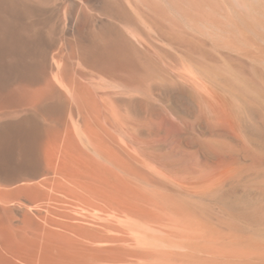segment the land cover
Here are the masks:
<instances>
[{
	"label": "rangeland",
	"instance_id": "rangeland-1",
	"mask_svg": "<svg viewBox=\"0 0 264 264\" xmlns=\"http://www.w3.org/2000/svg\"><path fill=\"white\" fill-rule=\"evenodd\" d=\"M0 1V20L3 17L5 20L22 22L25 27L24 33L18 35L20 38L15 37L19 44L15 42L10 47L0 40V85L5 86L2 92L19 93L28 85L27 98L30 96V99L36 100L23 107L33 110L29 126L30 134L33 131L31 141L32 137L38 135L47 141L44 135L53 128L72 131V134H67L77 139L73 146L68 137L62 138L58 144L46 145L45 141L40 152L34 151L35 146L33 150L32 142L28 139V155L25 158L36 155L42 159L43 167L47 164L48 150L53 149L64 162L80 164L83 162L82 152L95 155L88 140L92 139L97 147L108 152H116L117 145L125 152L124 158L127 157L124 160L129 167L127 174L133 175L128 177L138 179V184L143 185L149 195H168L180 201L183 211L195 218L197 216L209 231L232 234L241 243H246L251 252L264 251L259 248L264 243V0ZM16 45L21 52L19 49L14 50L17 49ZM4 47L9 48V51ZM38 90L44 92V97L37 98ZM82 97L85 100L81 101ZM86 101L92 104L91 111L88 105L83 110L82 104ZM17 106L22 108L21 105ZM6 107L0 108H3V112L13 110ZM24 114L20 113L16 119L21 122ZM19 131H23V124L19 125ZM97 135H104L108 139L101 137L104 139L101 141L98 136L97 141ZM19 138L12 136L1 141L0 146L6 152L5 159L1 160L2 166H19L16 165L17 161L19 164L24 162V147ZM17 139L20 142H16ZM114 152L110 153L114 155ZM19 171L14 173L15 180L25 177V182L31 188L19 192L22 180L15 181L18 183L11 185L13 193L9 196L11 206L16 209L26 207L35 212L33 223L28 222L27 225H44L43 214H46V218L49 214L50 218H57L55 222H61L60 226H73L67 232L69 235L65 233L67 229L63 231L65 234L61 233L67 235L66 241L77 243L80 247L74 248V244L70 247L68 242L65 244L66 241L61 239L64 236L60 233L37 234L34 229L32 256L42 251L38 245L48 238L52 243L49 247L52 248L49 249L50 257L63 253L65 264H73L66 258L71 254L70 257L76 255L73 257L76 264H152L150 258L142 259L145 255L140 253L138 247L135 249L134 243L125 244L127 239L122 234L126 242L122 239L123 243L120 244L119 232H115V236L114 231L108 234L106 230L102 232L93 226L87 227L83 223L86 212L81 206L77 207L81 194L68 191L67 194L64 191L53 193L43 187L37 189L34 184L42 177L39 168L24 173ZM2 175H5L4 172ZM30 194L31 197L33 194L39 196L38 201L35 199L37 196L30 198ZM42 194L47 198H42ZM56 196L60 200L61 197L65 198L61 202ZM74 200H78V204ZM57 201L59 205L55 206L54 202L57 205ZM59 202L66 204L63 205L65 207H60ZM50 203L54 206H50ZM40 204L48 206L41 207ZM39 206L42 209L55 208L49 209L52 213H46ZM72 206L77 207V210L73 211ZM69 211L75 213L72 215L76 216L80 212L79 215L84 216L78 221L76 217L79 215L73 218ZM60 213L65 214L62 216ZM67 214L71 219H66L69 216ZM61 219H64L63 223L59 221ZM22 220L17 218L18 224ZM75 221L77 224L80 221L83 223H79L82 225L76 232L73 229L78 227ZM91 229L100 231L95 235V231L92 232V236L98 237L97 234L102 232L110 237L114 235L119 240H115V237L106 239V235L93 239L91 235L87 236L91 234L88 232ZM81 233H86L84 238ZM36 237H39V244ZM96 239L102 244L96 243ZM58 241L60 245L56 244ZM112 241L115 249H127L125 253L115 250L112 245L108 252ZM116 241H119L118 244ZM92 242L96 243V250L99 245L101 248L92 252ZM87 244L90 246L87 247ZM106 246H109L107 250ZM128 250V254L131 250L132 254L137 252L132 256L126 253ZM95 253H102V257L98 259L99 255L95 256ZM136 253L143 257L140 258ZM119 255H124L121 256L123 259L116 257ZM104 256L106 261H114L106 262ZM130 257L135 258L129 260Z\"/></svg>",
	"mask_w": 264,
	"mask_h": 264
},
{
	"label": "bare ground",
	"instance_id": "bare-ground-1",
	"mask_svg": "<svg viewBox=\"0 0 264 264\" xmlns=\"http://www.w3.org/2000/svg\"><path fill=\"white\" fill-rule=\"evenodd\" d=\"M22 1V0H21ZM137 1V0H136ZM158 1V0H157ZM3 2V0H2ZM32 2V1H31ZM110 2V1H109ZM154 2V1H153ZM170 2V1H169ZM1 3V1H0ZM132 3V2H131ZM2 4V3H1ZM109 4V3H108ZM140 4V3H139ZM9 5V4H8ZM17 5V4H16ZM29 5V4H28ZM101 5V4H100ZM134 5V4H133ZM35 6V5H34ZM150 6V5H149ZM132 8V7H131ZM1 9V8H0ZM6 9V8H5ZM16 9V8H15ZM27 10V9H26ZM158 10V9H157ZM148 11V10H147ZM4 12V11H3ZM37 13V12H36ZM117 15V14H116ZM148 19V18H147ZM24 22V21H23ZM38 22V21H37ZM121 22V21H120ZM129 22V21H128ZM22 23V22H21ZM20 22H16V21H13V20H5L3 19V17L1 18L0 20V40L2 41V43L4 42L5 45H10V47H13L11 46V44H15V42L19 44V41L18 40H15L16 38L15 37H19L18 35H22L25 30V27H24V23L21 24ZM32 23V22H31ZM26 25V24H25ZM30 25V24H29ZM47 25V24H46ZM27 27V26H26ZM164 27V26H163ZM147 29V28H146ZM177 29V28H176ZM149 30V29H148ZM28 32V31H27ZM140 32V31H139ZM178 32V31H177ZM145 33V32H144ZM142 34V33H141ZM179 34V33H178ZM156 35V34H155ZM41 36V35H40ZM142 36V35H141ZM26 37V36H25ZM31 37V36H30ZM140 37V36H138ZM37 38V37H36ZM34 39V38H33ZM140 39V38H139ZM28 40V39H27ZM26 41V39H25ZM32 41V40H31ZM36 41V40H35ZM34 42V41H33ZM3 43V44H4ZM37 43V42H36ZM183 44V43H181ZM29 45V44H28ZM35 45V44H34ZM37 45V44H36ZM109 45V43H108ZM1 46V45H0ZM4 46V45H2ZM17 46V49H14V50H18L20 51V48H18V45ZM20 46V45H19ZM22 46V45H21ZM31 46V44H30ZM8 47V46H7ZM5 48V49H9V48ZM29 47V46H27ZM36 47V46H35ZM40 47V46H39ZM3 48V50H4ZM26 48V46H25ZM34 48V47H33ZM128 48V47H127ZM32 49V48H31ZM191 49V48H190ZM2 48H0V52ZM6 50V51H7ZM13 50V49H12ZM33 50V49H32ZM35 50V49H34ZM9 51V50H8ZM7 51V52H8ZM27 51V50H26ZM106 51V50H105ZM108 51V50H107ZM21 52V51H20ZM19 52V53H20ZM5 53V51L3 52ZM58 54V53H57ZM66 54V53H65ZM98 54V53H97ZM5 56V54H3ZM7 55V54H6ZM2 57V54L0 55ZM8 56V55H7ZM6 58V57H5ZM4 58V59H5ZM9 59V57H7ZM16 58V57H15ZM14 58V59H15ZM56 59V58H55ZM11 60V59H10ZM92 60V59H91ZM101 61V60H100ZM65 64V63H64ZM66 65V64H65ZM73 69V68H72ZM63 70V69H62ZM140 70V69H139ZM67 72V71H66ZM70 72V71H69ZM73 72V71H71ZM57 73V72H56ZM65 73V72H64ZM76 73V72H75ZM0 74H1V71H0ZM59 76V75H58ZM63 77V76H62ZM73 78V77H72ZM41 80V79H40ZM76 80V79H75ZM66 81V80H65ZM74 81V80H73ZM61 82V81H60ZM26 83V82H25ZM70 84V83H69ZM74 84V83H73ZM65 85V84H64ZM112 85V84H111ZM26 86V87H25ZM24 86V90L22 89L19 93L15 92V91H12V92H8L7 93H4L2 92V88L5 87L4 85H0V107H5V106H9L11 108H13V110L9 111H5L3 112V108H0V112L2 111V113H0V143L1 141L3 140H7L9 138H11L12 136L15 137L17 136V138H19L18 135L21 136V143H19L18 146L23 145L24 149H23V155H24V162L22 163V161L20 162L21 164H19V161H17V164L16 165H19V166H14V165H11V166H2L1 165V160H4L5 159V150L3 151V149L1 148L2 146H0V210L1 211H22V210H25V209H16L15 207L13 208V206H11V202L9 200V196L13 193V190L11 188V185L19 180V182L22 180V186L19 187V192L20 191H26L28 190L29 188H31L27 182H25V177H19L20 179H17L15 180L14 176L15 174L14 173H17L15 171H18L20 170L19 172H26V171H32L36 168H39V171L42 175L41 179L39 181H36V184L35 185V188L38 189V187H43V188H46L50 191H52L53 193L54 192H65L68 191V193H72V194H75V193H79L81 194L79 197V205H77V207H82V209L86 212V215L84 218H86L83 223H85V225L87 224L89 226H93L97 229H99L100 231L104 232L103 230H106V232L108 231V234H109V231H114V234L115 232H119L118 234V237L120 236V240L119 238L115 237L117 236L115 234V236L113 235V237H110L111 235H106V234H103L101 232V234L99 235H106L107 237H105L106 239H109L110 238H114L115 240H119V241H116L117 244L118 242L121 244L123 243V240L126 242V240L124 238L127 239V243H130L132 245V243H134L136 246H135V249L136 247H138V249H141L140 250V253L145 255L143 257H140V255L137 254V256H139L140 258L144 259V258H150L152 260V264H264V251L259 253V252H251L250 249L248 248V246L243 243H241V241L235 237L234 235L232 234H227L225 232H222V231H209L207 228H205L204 225H202L200 223V221L197 219L198 217L194 215H192L191 213L189 212H185L183 211V208H182V204L180 203V201H177L173 198H171L170 196L168 195H161L160 197H157V196H152V195H149L147 193V190L142 187L140 184V182H137L138 179H130V177H128L129 175L127 173L128 170H129V167H127L126 163L125 162L126 158H124V151L122 149H119V147H117L116 145V152L114 151H107L106 149H102L101 147H97L95 145V141L92 142V139L91 140H88V143L91 147V149L94 151L95 155H92V154H89V153H84L82 152L81 153V160L83 162H78L80 164H77L76 162L73 163V164H70V163H67V162H64V160L62 159V157H60V155H58L53 149H49L48 150V153L46 155L47 157V164L45 166L42 167V159L40 158H37L36 155H34V157L30 158V159H27V157L25 158V155H28L26 154V150H27V143H29L27 140L30 139V143L31 145L33 146V150H34V146L36 147L34 151H38L40 152V149L41 147L43 146V143L46 141H44L43 139V136H40L38 135L37 136H34L32 137V141H31V135L33 133V131H31L32 133L30 134V130H29V126H30V116L33 112L32 109H29V108H24L23 107H26V104L29 102H35L36 100L35 99H30V96L29 98H27L28 96L26 94L27 93V86L28 85H25ZM53 86V85H51ZM69 86V85H68ZM77 86V85H76ZM104 86V85H103ZM85 87V86H84ZM22 88V87H21ZM79 89V88H78ZM20 90V89H19ZM17 90V91H19ZM30 91V90H29ZM44 91V90H43ZM75 91V89H74ZM79 91V90H78ZM113 91V90H112ZM36 92V90H35ZM73 92V91H72ZM30 93V92H29ZM43 93L44 92H40V90H38L36 96L37 98H40V97H44L43 96ZM77 93V92H76ZM35 94V93H34ZM66 94V93H65ZM80 94H82L80 92ZM88 94V93H87ZM33 95V94H32ZM31 95V96H32ZM78 95V94H77ZM35 96V97H36ZM40 96V97H39ZM68 96V95H67ZM80 97V96H79ZM123 97V96H122ZM33 98V97H32ZM47 98V97H46ZM68 98V97H67ZM83 100L84 97H82ZM27 99V101H26ZM73 99V98H72ZM87 100V99H86ZM96 100V99H95ZM97 101V100H96ZM94 102V101H93ZM43 103V102H42ZM90 102L86 101V102H83L82 104V107H83V110L85 108V106L89 107L88 110L90 109L91 111V106H90ZM101 104V103H100ZM17 105H21V107L17 106ZM29 105V104H27ZM79 105V104H77ZM95 105V104H94ZM112 105V104H111ZM6 107V108H7ZM29 107V106H28ZM76 107V106H75ZM32 108V107H31ZM79 108V106H78ZM76 108V109H78ZM97 108V107H96ZM95 108V109H96ZM102 108V107H101ZM109 108V107H108ZM114 108V107H113ZM80 109V108H79ZM93 109V108H92ZM112 109V108H111ZM6 110V109H5ZM100 110V109H99ZM104 110V109H103ZM108 111V110H107ZM23 112V117H22V121L19 122L18 119H16V116L19 115L20 113ZM84 112V111H83ZM89 112V111H88ZM200 112V111H199ZM89 114V113H88ZM94 114V113H93ZM202 115V114H200ZM92 116V115H91ZM19 117V116H18ZM70 117V116H69ZM88 117V116H86ZM107 117V116H106ZM204 117V116H203ZM8 118V119H7ZM76 118V116H75ZM103 118V117H102ZM199 118V117H198ZM201 118V117H200ZM107 119V118H106ZM3 120V121H2ZM86 120V119H85ZM84 120V121H85ZM89 120V119H88ZM102 120V119H101ZM5 121V122H4ZM61 121V120H60ZM98 120H96L97 122ZM3 122V123H2ZM102 122V121H101ZM100 122V123H101ZM105 122V121H104ZM2 123V124H1ZM59 123V122H58ZM70 123V122H69ZM86 123V122H85ZM23 124V131L20 132L19 131V125H22ZM60 124V123H59ZM98 126V125H97ZM112 126V125H111ZM73 127V125H72ZM118 127V126H117ZM54 129V128H53ZM52 129V130H53ZM67 129V127H66ZM72 129V128H71ZM93 129V128H92ZM106 129V128H105ZM50 133L44 135V137L48 138L47 141H46V145L49 144V143H52V144H58V142H60L62 140V138H65V137H68L70 138V144L71 146L74 145V142L77 140H74V137L71 136L70 134H72V131L70 132L69 130H65V131H60L59 129H55L53 130ZM89 130V129H88ZM98 130V129H97ZM123 130V129H122ZM81 131V130H80ZM84 131V130H83ZM115 131V130H114ZM113 131V132H114ZM70 133V134H67V133ZM85 132V131H84ZM106 132V131H105ZM46 133V132H45ZM65 133V135H63ZM80 133V132H79ZM78 133V134H79ZM44 134V133H43ZM67 134V135H66ZM81 134V133H80ZM79 134V135H80ZM86 135V133H84ZM89 134V133H88ZM102 134V133H100ZM78 135V136H79ZM93 135V134H92ZM96 135V134H95ZM94 135V136H95ZM104 135H107V134H104ZM104 135L101 137H104ZM116 135V134H115ZM64 136V137H63ZM83 136V134H82ZM93 136V137H94ZM99 135L96 136V140H97V137ZM111 136V135H110ZM100 136L98 137L99 140L103 141L104 139L101 138ZM106 137V136H105ZM104 137V138H105ZM82 138V137H81ZM108 139V137H106ZM114 138V137H113ZM117 138V137H116ZM125 138V137H124ZM85 139V137H84ZM95 139V137L93 138ZM103 139V140H102ZM18 140V139H17ZM66 140V139H64ZM79 140V139H78ZM97 140V141H99ZM118 140V139H117ZM19 140L16 141V142H20ZM119 141V140H118ZM118 141H116L118 143ZM78 143L80 141H77ZM87 142V141H85ZM84 142V143H85ZM107 142V141H105ZM110 142V141H109ZM112 142V141H111ZM61 143V142H60ZM94 143V144H93ZM116 143V144H117ZM122 143V141H121ZM80 144V143H79ZM77 144V145H79ZM98 144V143H97ZM119 144H120V141H119ZM118 144V145H119ZM27 145V146H26ZM44 145V147L47 148V146ZM76 145V144H75ZM101 145V144H100ZM122 147L123 144H120ZM62 146V145H61ZM102 146V145H101ZM103 147V146H102ZM19 148V147H18ZM74 148V147H73ZM78 148V147H77ZM84 148V146H83ZM109 148V147H108ZM5 149V148H4ZM22 149V148H21ZM31 149V148H29ZM65 149V148H64ZM75 149V148H74ZM20 150V149H19ZM32 150V149H31ZM32 150V152H33ZM85 150V149H84ZM87 150V149H86ZM47 151V150H46ZM79 151V149L77 150ZM110 152H114V155ZM69 153V152H68ZM93 153V154H94ZM40 154V153H39ZM127 154V153H126ZM20 155V153H19ZM70 155V154H69ZM76 156V155H75ZM22 157V155H21ZM76 158V157H75ZM98 158V159H97ZM99 158H101V160H99ZM125 160V161H124ZM67 161V160H66ZM31 162H35V163H31ZM74 162V161H73ZM8 167V168H6ZM131 168V167H130ZM128 169V170H127ZM138 169V168H137ZM5 170V171H3ZM132 171V170H131ZM138 173L137 170H134L133 172ZM4 172V176L2 175ZM38 173V174H40ZM134 174V173H133ZM25 175V174H23ZM21 175V176H23ZM36 175V174H35ZM35 175H32L35 177ZM132 175V174H131ZM130 175V176H131ZM140 175V174H139ZM27 176V175H26ZM30 177L31 179L33 177ZM133 176V175H132ZM2 177V178H1ZM17 178V177H16ZM28 178V177H26ZM39 178V177H38ZM133 178V177H131ZM14 179V180H13ZM36 180V179H35ZM34 181V180H33ZM15 183H18V182H15ZM30 183V182H29ZM147 183V182H146ZM16 185V184H14ZM145 185V184H144ZM176 186V185H175ZM199 186V184H198ZM199 188V187H198ZM197 188V189H198ZM42 189V188H40ZM44 189V190H46ZM178 189V188H177ZM202 188H200L201 190ZM43 190V191H44ZM47 190V192H48ZM204 190V189H203ZM30 191L32 192V190L30 189ZM43 191H41L43 193ZM49 191V192H50ZM45 192V191H44ZM162 192V191H160ZM186 192V191H185ZM189 192V191H188ZM40 193V192H39ZM51 193V194H53ZM27 194V193H26ZM38 194V193H37ZM62 194V193H61ZM67 194V193H66ZM14 195V194H13ZM12 195V196H13ZM23 195H24V192H23ZM34 196H37L35 194H33ZM32 195V197H34ZM43 197H46L44 196V194H42ZM47 195V194H46ZM71 195V194H70ZM77 195V194H76ZM48 196V195H47ZM61 196V195H60ZM59 196V197H60ZM63 196V195H62ZM67 196V195H66ZM79 196V195H78ZM30 198L31 197V194L29 196ZM51 197V196H50ZM49 197V198H50ZM57 197V196H56ZM75 197V196H74ZM28 198V196H27ZM47 198V197H46ZM52 198V197H51ZM58 198V197H57ZM62 198H65V197H61V200H64ZM26 199V197H25ZM34 199V198H33ZM36 201H38L39 199V196H37V198H35ZM45 199V198H44ZM43 199V201H44ZM60 200V198H58ZM12 200V199H11ZM47 200V199H46ZM54 200H55V196H54ZM53 200V201H54ZM60 200V201H61ZM69 200V199H68ZM76 200V199H75ZM74 200V202H75ZM23 201V200H22ZM35 201V200H33ZM47 201H52V199H48ZM70 201V200H69ZM17 202V201H16ZM62 202V201H61ZM31 203V202H30ZM46 203V201H45ZM55 206H58V201H57V205H56V202H54ZM60 203V202H59ZM63 203H66L65 201ZM63 203H60V207L62 206V208H64L65 206L63 205H66V204H63ZM71 203V201H70ZM69 203V204H70ZM25 204V203H23ZM35 204V203H34ZM49 205V203H47ZM51 204V203H50ZM62 204V205H61ZM74 204V203H73ZM75 204H78V200L77 202H75ZM74 204V205H75ZM19 205V204H18ZM43 206H48V205H44L42 204ZM54 205H50V206H54ZM72 205V204H70ZM25 206V205H24ZM30 206V205H29ZM41 206V204H40ZM39 206V207H40ZM41 206V207H43ZM17 207V206H16ZM40 207V208H41ZM58 207V208H60ZM76 207V208H77ZM32 208V207H31ZM34 208V207H33ZM37 208V207H36ZM54 209L55 207H49V209ZM74 206H72V210L73 209H76ZM42 209V208H41ZM46 207L44 209H42V212H45L47 211L46 213H52V211L49 209L45 210ZM70 209V208H69ZM35 210V208H34ZM40 210V209H39ZM44 210V211H43ZM62 210V209H60ZM77 210V209H76ZM26 211H29V213H26V214H23V220L21 221V224L22 226L25 225V226H30L31 228L33 227L34 229H36V231L38 229H41L42 232H45V233H49V232H52L53 234H62L64 236V238H61L63 240L66 241L67 237L65 238V236L67 235H64L65 233L68 232L69 228H72L73 226L70 225V227H65L64 225L63 226H60L58 222V220L55 222V219L57 218H50L49 217V214L48 215V218H46V214H43L41 211V213L44 215V218H45V223L44 225L41 224H36L35 226L34 225H30L31 223H33V217H34V211L33 210H27ZM25 211V212H26ZM74 211V210H73ZM192 211V209H191ZM38 212V211H37ZM82 212V211H81ZM193 212V211H192ZM22 213V212H21ZM70 213V211L68 212ZM61 214V213H60ZM65 214V213H64ZM63 214V215H64ZM71 214V213H70ZM72 214H75V213H72ZM71 216L73 218H75L77 216L75 215H72ZM80 214V212H79ZM78 214V215H79ZM195 214V213H194ZM39 215V214H37ZM54 215V214H53ZM59 215V214H58ZM62 215V214H61ZM62 215V216H63ZM69 215V214H67ZM81 214V216L79 217H76V219L79 221L82 216H84ZM8 216V215H7ZM40 216V215H39ZM38 216V217H39ZM55 216V215H54ZM60 216V215H59ZM61 216V218H62ZM13 217V216H12ZM41 217V216H40ZM56 217V216H55ZM70 215L68 216V218L66 219H71ZM19 218V217H18ZM21 218V217H20ZM201 218V217H200ZM259 218V217H258ZM39 219V218H38ZM53 220V223L51 222ZM65 219V221H66ZM75 219V220H76ZM4 220V219H3ZM13 220V218H12ZM20 220V219H19ZM6 221V220H5ZM44 221V220H43ZM59 221H62L59 220ZM64 221V219H63ZM62 221V223H63ZM14 222V221H13ZM28 222L30 223L29 225ZM35 222V221H34ZM58 222V223H57ZM69 222V221H67ZM67 222H64L65 224ZM260 222V221H259ZM77 224V222L75 221L74 224ZM79 223H82L81 221ZM77 224L78 227H75L73 229H75V232L79 230V227L83 224ZM8 224V223H7ZM12 224V223H11ZM50 224V225H49ZM75 224V226H76ZM90 224V225H89ZM261 223H259L260 225ZM258 225V226H259ZM21 226V227H22ZM227 226V225H226ZM262 226V224H261ZM260 226V227H261ZM18 227V226H17ZM86 227V229H87ZM29 228V227H28ZM78 228V229H77ZM220 228V227H218ZM237 228V227H236ZM67 229V231L65 230ZM77 229V230H76ZM85 229V228H84ZM96 229V230H97ZM210 229V228H209ZM66 232H65V231ZM71 230V229H70ZM89 230V229H88ZM86 230V232L88 231ZM95 231V229H93ZM95 231H92V229L88 232H91V234H88L87 236H92V232H94V235L95 233H98ZM262 230V229H261ZM65 233H64V232ZM74 231V230H73ZM99 231V232H100ZM41 232V233H42ZM63 232V233H61ZM85 232V231H84ZM249 232V231H248ZM70 233V231H69ZM71 233L73 234L74 232L71 231ZM50 234V233H49ZM68 234V233H67ZM83 234V238H84V234L86 233H81ZM81 234H79L78 236L81 237ZM111 234V233H110ZM122 234V237L124 235V238L121 237ZM13 233H10L9 236H12ZM44 235V234H43ZM69 235V234H68ZM97 234V236L99 238L103 237V236H99ZM62 236V237H63ZM77 236V235H76ZM241 236V235H240ZM8 237V235H7ZM58 237V236H57ZM56 237V238H57ZM94 237L93 239H95L96 236H92ZM96 237V238H98ZM11 238V237H10ZM71 238V236H70ZM7 239V238H6ZM9 239V238H8ZM32 239V238H31ZM57 239H60V238H57ZM68 239H69V236H68ZM74 239V238H73ZM72 239V240H73ZM80 239V238H79ZM78 239V240H79ZM114 239H110L111 240H114ZM123 239V240H122ZM262 239V238H261ZM3 240V239H2ZM19 240V239H18ZM53 240V239H52ZM75 240V239H74ZM73 240V242H74ZM88 240V239H87ZM97 240L99 239H96V243H100V245L102 244V242H98ZM104 241V239H101ZM8 241V240H7ZM21 242H25L22 241L21 239L19 240ZM54 241V240H53ZM52 241V242H53ZM70 241V240H69ZM109 241V240H108ZM129 241V242H128ZM257 240H254V242H256ZM62 242V241H61ZM68 241H66L65 244H67ZM72 242V241H71ZM71 242H68L70 243V247L74 246V248L78 247L77 243H71ZM76 242H77V238H76ZM106 242V241H105ZM115 242V243H116ZM247 242V240H246ZM253 242V243H254ZM6 243V242H5ZM9 243V241H8ZM7 243V244H8ZM19 243V242H18ZM55 243V242H54ZM53 243V244H54ZM79 243V242H78ZM82 243V242H81ZM89 243V242H87ZM93 243V242H92ZM96 243H93L94 244V248L91 246V249L92 252L94 251V249L96 248L95 244ZM261 243V242H260ZM263 243V242H262ZM260 244L259 248L264 250V243L263 244ZM10 244V243H9ZM28 244V243H27ZM27 244L25 243V245L27 246ZM39 244V243H38ZM36 244V245H38ZM52 243L49 242V239L47 238L46 242H43V241H40V244L38 246H41L42 251L41 254L40 252H38L39 250H37V252L39 253V255H37L38 253H35L37 255V257H34V258H40L41 259H45L47 260V263L48 264H57L56 261H59V263L61 264H65L63 262V253L60 254H57L56 257H50L49 255V249L51 250L52 248H49L51 247L52 245H50ZM56 244H59V241L58 243ZM71 244H74L71 246ZM91 244V245H93ZM97 244V246H98ZM119 244V246H120ZM123 244V245H125ZM129 244V245H130ZM11 245V244H10ZM34 245V247L36 246ZM55 245V244H54ZM63 245H64V242H63ZM77 245V246H76ZM82 245V244H81ZM80 245V246H81ZM99 245V246H100ZM106 244H104L105 246ZM111 245L114 247V244H113V241L112 243L110 244V249L108 250V252L111 250ZM249 245H250V242H249ZM25 246V247H26ZM62 246V244H61ZM60 246V247H61ZM90 246V244H87V247ZM98 248L100 249L101 247ZM116 246V245H115ZM257 246V245H256ZM12 247V246H10ZM9 247V248H10ZM22 247H24V245L22 244ZM28 247V246H27ZM31 247V245H30ZM29 247V248H30ZM45 247V248H44ZM63 247H67L66 246H63ZM82 247H84L82 245ZM122 247V245L120 246ZM125 247V246H124ZM123 247V249H125ZM6 248V247H5ZM16 247H14L13 250H15ZM37 248V247H36ZM40 248V247H38ZM58 248V247H57ZM56 248V250H57ZM73 248V249H74ZM80 248V247H78ZM107 248H109V246L105 248V250H107ZM116 248H119L116 246ZM133 248V247H132ZM248 248V249H247ZM8 249V248H7ZM5 249V250H7ZM11 249V250H12ZM26 249V248H25ZM28 249V248H27ZM31 249H34V248H31ZM66 249V248H65ZM70 249V248H69ZM84 248H82L83 250ZM90 249V247L88 248ZM98 249V250H99ZM115 249V247H114ZM113 249V251H114ZM130 249V248H129ZM134 249V248H133ZM21 250V249H20ZM72 250V249H70ZM95 249V251H98ZM115 250H119V249H115ZM127 250V249H125ZM125 250H122L124 251L125 253ZM255 250V249H254ZM259 250V249H258ZM34 251V250H33ZM36 251V249H35ZM69 251V250H68ZM112 251V252H113ZM121 251V250H119ZM122 251L120 253H122ZM130 250L126 251L129 252ZM57 252V251H56ZM70 252V251H69ZM78 252V251H77ZM81 252V251H80ZM79 252V253H80ZM88 252V251H87ZM107 252V251H106ZM105 252V254H107ZM117 252V251H116ZM137 252V251H134L133 254ZM6 253L8 254L9 252L8 251H5V255ZM15 253V251L13 252ZM26 253V252H25ZM34 253V252H32ZM31 253V254H32ZM52 253V251H51ZM71 253V252H70ZM91 253V252H90ZM115 253V252H114ZM119 253V252H117ZM34 254V255H35ZM69 254V253H68ZM75 254V253H73ZM102 254V253H100ZM100 254H96L95 253V256L96 255H99L98 256V259L99 257L101 258L102 256ZM123 254V253H122ZM128 254V253H127ZM126 254V255H127ZM130 255L132 254V250H131V253H129ZM128 254V255H129ZM132 254V256H133ZM10 255V254H9ZM8 255V256H9ZM29 255V254H28ZM27 255V256H28ZM33 255V256H34ZM52 255V254H51ZM72 255V254H71ZM70 255V256H71ZM92 255V254H91ZM108 255H111V253ZM117 255V254H115ZM113 255V256H115ZM125 255V254H124ZM124 255H121L122 257ZM127 255V256H128ZM7 256V255H6ZM7 256V257H8ZM13 255H11L12 257ZM66 257L68 258V260L70 261V263L72 262L73 264H76L74 263L75 260L73 257H76V255H73L72 257ZM90 256V254L88 255ZM94 256V255H93ZM119 255L116 256L118 259H121V257ZM126 256V258L128 259V257ZM135 256V255H134ZM11 257L10 260L8 258H6L8 261H11ZM14 257V256H13ZM29 257V256H28ZM91 257V256H90ZM89 257V258H90ZM21 258V257H20ZM19 258V259H20ZM27 258V257H26ZM30 258V257H29ZM32 260H33V257H31ZM38 258V259H39ZM82 258V256L80 257ZM92 258V257H91ZM109 258V257H108ZM112 258V257H111ZM115 258V257H114ZM113 258V259H114ZM115 258V259H117ZM124 257V259H126ZM135 258V257H133ZM132 258V259H133ZM14 258H12V261H13ZM28 259V258H27ZM40 259V261H41ZM79 259V258H78ZM95 259V258H94ZM106 257L104 256V261ZM117 259V260H118ZM123 259V258H122ZM131 257L129 260H132ZM138 259V262H141L139 260V258L136 257V260ZM65 260V259H64ZM82 260V259H81ZM110 259H108V261L106 262H110L109 261ZM112 260V259H111ZM147 260V259H146ZM151 260H148V261H151ZM16 262V260H14ZM22 261V260H21ZM30 260L28 259L27 262H29ZM94 261V260H93ZM114 261V260H113ZM111 261V262H113ZM124 261V260H122ZM126 261V260H125ZM124 261V263H125ZM19 262V260H18ZM17 262V264H18ZM23 262V261H22ZM26 262V263H27ZM37 262H39L37 260ZM36 262V263H37ZM79 262V261H78ZM110 262V263H111ZM119 261H117L116 263H118ZM127 262V261H126ZM130 263V261H128ZM133 262H135L133 260ZM137 262V263H138ZM144 262V261H143ZM10 263H14V262H10ZM35 263V262H34ZM58 263V264H59ZM81 263V262H79ZM89 263V261L87 262ZM93 263V262H92ZM103 263V262H101ZM120 263V262H119ZM145 263V262H144ZM149 263V262H148ZM15 264V263H14ZM25 264V262L23 263ZM30 264V263H29ZM40 264V263H39ZM45 264V263H44ZM78 264V263H77ZM122 264V263H120ZM140 264V263H139Z\"/></svg>",
	"mask_w": 264,
	"mask_h": 264
},
{
	"label": "crops",
	"instance_id": "crops-1",
	"mask_svg": "<svg viewBox=\"0 0 264 264\" xmlns=\"http://www.w3.org/2000/svg\"><path fill=\"white\" fill-rule=\"evenodd\" d=\"M26 210H22V211H1L0 210V264H12V263H10V262H14L15 264H17V262H18V260H19V262H18V264H23L24 262H25V264H34V257L32 256V246H33V244H34V237H33V234H34V228L32 227H30V226H25V225H23L22 226V224H21V222H20V224H18V222H17V218L19 217H21V218H23V214H26V213H29V211H26ZM22 212V213H21ZM8 215V216H7ZM13 216V217H12ZM12 218H13V220H12ZM4 219V220H3ZM6 220V221H5ZM14 221V222H13ZM8 223V224H7ZM12 223V224H11ZM18 226V227H17ZM22 226V227H21ZM29 227V228H28ZM41 232H42V230L41 229H38L37 231H36V233L37 234H41ZM10 233H13V235L12 236H9L10 235ZM43 233V232H42ZM7 235H8V237H7ZM11 237V238H10ZM7 238V239H6ZM9 238V239H8ZM32 238V239H31ZM3 239V240H2ZM21 239L22 241H24L25 240V242L23 243V242H21V241H19V240ZM9 241V243L11 244H9L8 243V241ZM6 242V243H5ZM19 242V243H18ZM36 242L37 243H39V237H36ZM8 243V244H7ZM25 243L27 244V246L25 245ZM22 244L24 245V247L26 248H23L22 247ZM30 245H31V247H30ZM10 246H12V247H10ZM6 247V248H5ZM10 247V248H9ZM14 247H16L15 248V250H13L14 249ZM30 247V248H29ZM8 248V249H7ZM13 248V249H12ZM28 248V249H27ZM5 249H7V250H5ZM12 249V250H11ZM21 249V250H20ZM5 251H8L9 253L7 254L6 253V255L8 256L9 254V256L7 257L4 253H5ZM15 251V253H13ZM26 252V253H25ZM29 254V255H28ZM11 255H13L12 257H11ZM30 257H28V256ZM9 257H11V261H8L6 258H8L9 260H10V258ZM21 257V258H20ZM30 260L29 262H27L28 261V259ZM31 257H33V260H32V258ZM12 258H14L13 259V261H12ZM20 258V259H19ZM39 258V257H38ZM38 258H35L36 259V261H35V264H48L47 263V260H45V259H47V258H45V259H41V257L38 259ZM40 259H41V261H40ZM14 260H16V262L14 261ZM23 262H22V261ZM37 260L39 261V262H37ZM27 262V263H26ZM37 262V263H36ZM59 263V261H56V263ZM13 263V264H14ZM57 263V264H58ZM59 264H61V263H59Z\"/></svg>",
	"mask_w": 264,
	"mask_h": 264
}]
</instances>
